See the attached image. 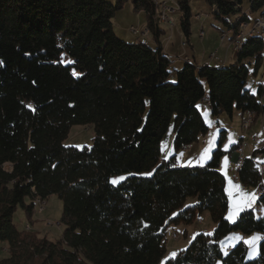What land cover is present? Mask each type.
Returning <instances> with one entry per match:
<instances>
[{"label": "trees", "instance_id": "1", "mask_svg": "<svg viewBox=\"0 0 264 264\" xmlns=\"http://www.w3.org/2000/svg\"><path fill=\"white\" fill-rule=\"evenodd\" d=\"M126 1L0 0V250L7 245L9 253L0 264H161L168 228L193 224L206 211L216 223L213 233H197L164 264L219 258L264 264V215L246 209L234 222L226 218L229 197L218 169L223 150L203 165L181 166L175 154L160 160L172 122L175 152L209 131L202 102L214 117L235 110L264 116L263 100L247 88L251 70L257 75L263 68L264 37L242 38L230 65L188 58L173 70L152 0L131 1L147 13L155 47L116 34L112 18ZM175 2L189 35L190 0ZM205 2L234 36L248 26L243 0ZM250 10L263 17L264 0H250ZM258 92L264 96L262 85ZM78 124L94 128L91 147L64 144ZM119 173L132 174L113 184ZM238 174L258 188L264 173L243 157ZM51 195L64 203L60 239L38 238L14 224L19 205L32 220L37 200ZM190 197L197 201L187 205ZM258 200L264 206V193ZM235 231L263 236L257 258L247 257L244 242L224 255L221 239Z\"/></svg>", "mask_w": 264, "mask_h": 264}, {"label": "rangeland", "instance_id": "2", "mask_svg": "<svg viewBox=\"0 0 264 264\" xmlns=\"http://www.w3.org/2000/svg\"><path fill=\"white\" fill-rule=\"evenodd\" d=\"M108 1L113 4L117 2V0ZM168 5L173 9V12H169L173 24L163 22L166 19L163 21L159 20L160 26L164 30L161 40L164 47L171 52V58L174 60L172 64L173 70L182 69L185 65V59H188L187 56L191 58L192 62L196 61L198 64H204L206 61H210L212 54L216 55V59L225 55L228 58L227 65L236 62L241 39L246 35L250 36L249 33L252 31L254 24H260V21L264 18V16L261 17L262 11L252 12L250 10V0H243V10L248 13L250 18L248 24L249 28L248 26H244L242 31L234 36L222 21L216 19L211 6L207 4L205 0H190L191 32L189 35H186L181 26L183 11L170 1ZM156 7L161 14L162 9L158 6ZM157 15L158 11L156 14L158 18L159 16ZM256 19H259V23L258 21L255 23ZM147 22V13L145 11H135L131 0H127L124 6L117 10L112 18L113 29L120 38L131 43L144 41L149 46L155 47L156 42L147 28ZM135 29L139 31V34L134 33ZM142 32H147V35H143ZM251 33L252 35L258 33L264 37V33ZM172 43L175 44V47L172 46ZM212 62H216V60L211 61V63ZM253 69L251 70L247 82V88L251 89L252 92L257 94L264 102V96L261 97L258 92L260 84L264 87V65L257 75L253 73ZM174 73L175 72H173V75ZM199 108L206 123L209 125V131L201 135L199 141L190 146L191 151L185 152L183 149L175 152L174 122H172L161 141L160 160L169 159L175 154L176 162L181 166L197 165V160H199L195 158L197 150H203L204 155L209 158L208 160H211L214 150L220 147V149L223 150V155L221 156L218 169L225 176V190L229 197V207L226 218L234 222L237 220L240 212L246 209L253 210L257 218L262 217L264 215V206L259 203L258 194L256 193L257 188L252 184L244 183L236 179V177H239V174L238 163L234 155L237 153V159L241 160L243 157H252L255 162L259 164L264 162V152L260 151L264 147V116L248 112L252 113V116L249 122L250 125L245 129L243 122L246 115H242L238 110L234 111L232 117L227 113H222L220 116L214 117L211 114V107L206 102H202ZM256 122L257 124L254 126ZM95 135V130L90 125H74L64 144L78 148H83L84 146L91 147ZM238 143L241 144V148L231 151L232 147ZM5 167L10 169L9 164ZM130 174L132 173L115 174L111 177V182L115 179L118 182L112 183L118 184ZM143 174L151 175L152 172L149 171ZM121 177H124V179H119ZM262 180L264 181V175L262 176ZM243 193L255 194V200L252 206H244L238 215L229 219L230 213L234 211L235 204L242 201ZM196 201V198L190 197L186 204H194ZM39 206L40 204L37 203V212L32 220H27L22 207L19 205L14 214V224L20 229L24 228L27 233L36 235L38 238H47L52 241H57L62 237L65 229V225L62 223L64 210L63 200L58 195H51L44 201L42 210H39ZM199 217L200 218L193 224H179L168 228L166 242L167 251L161 264H164V261L168 258L176 256L181 249L186 248L197 233H213L216 223L210 213L207 211L203 212ZM201 219L202 222H200ZM185 230H187V233L184 235ZM255 236H259L263 239V236L258 232L243 235L242 232L235 231L225 236L221 239V248L224 255L230 251L229 246L234 248L240 244V242H244L248 247L247 257L249 259L257 258L259 256L260 242L262 239L256 242L258 254L254 253L249 244L246 243L247 240ZM8 255V246L3 245L0 250V260ZM214 264H222V259H217Z\"/></svg>", "mask_w": 264, "mask_h": 264}, {"label": "built area", "instance_id": "3", "mask_svg": "<svg viewBox=\"0 0 264 264\" xmlns=\"http://www.w3.org/2000/svg\"><path fill=\"white\" fill-rule=\"evenodd\" d=\"M152 1L154 2V4H155L156 1H163V4L166 5V20L163 21V22H169V23L173 24L172 19H171L169 13L167 12V5H168V3H169V1H170V2H172L174 5L177 6L176 2L173 1V0H152ZM251 32L264 33V18H262V23H261V24H255V25L253 26V29H252ZM251 32H250L249 34H251ZM134 33H135V34H139V31L135 29V30H134ZM142 34H143V35H147V32H142ZM242 37H244V36H242ZM251 116H252V113H247V114H246V117L244 118V122H243V124H244V128H245V129H247L248 126L250 125L249 122H250V120H251ZM237 163H238V166H240V164H241V159H237ZM260 168H261V170H262L263 173H264V163H261V164H260ZM263 175H264V174H263ZM236 179H239V178L236 177ZM239 180H240V179H239ZM259 188H264V181H263V180H262V183L259 185V187H258L257 189H259ZM39 210H42V206H39ZM200 222H202V219L200 220Z\"/></svg>", "mask_w": 264, "mask_h": 264}, {"label": "snow or ice", "instance_id": "4", "mask_svg": "<svg viewBox=\"0 0 264 264\" xmlns=\"http://www.w3.org/2000/svg\"><path fill=\"white\" fill-rule=\"evenodd\" d=\"M119 179H124V177H121ZM112 182L113 183H117L118 181L114 179ZM236 187H238V186H236ZM254 200H255V194L254 193H251V194L250 193H243L242 194V201L241 202H237L235 204L234 211L230 213L229 219H232L233 216L238 215V213L242 210V208L244 206L251 207L253 202H254ZM260 239H262V238L259 237V236H255V237H252V238H250L249 240L246 241V243L249 244V246L252 248L253 252L256 253V254H258V250H257V247H256V242L258 240H260ZM225 254H227V253H225Z\"/></svg>", "mask_w": 264, "mask_h": 264}, {"label": "crops", "instance_id": "5", "mask_svg": "<svg viewBox=\"0 0 264 264\" xmlns=\"http://www.w3.org/2000/svg\"><path fill=\"white\" fill-rule=\"evenodd\" d=\"M248 28H249V25H248ZM250 29H252V28H250ZM172 46L173 47H175V44L174 43H172ZM165 50L171 55V52H169L168 50H167V48H165ZM187 56V55H186ZM216 55H214V54H212L211 55V60L209 61H206V63H204V64H210V65H212V66H217V67H219V66H223V65H227V60H228V58L224 55L223 57H219L218 59H216V57H215ZM189 59H191L189 56H187ZM214 60H216V62H212L211 63V61H214ZM260 85H262V84H260ZM257 124V122L254 124V126ZM253 126V127H254ZM184 151L185 152H188V151H191V147L189 146V147H187V148H185L184 149ZM195 158H198L199 160H197L198 162H197V165H203L209 158L207 157V156H205L204 155V152H203V150H197V152H196V155H195ZM234 158H235V160L237 161V153H235V155H234ZM261 163H264V162H261ZM260 163V164H261ZM175 232V231H174ZM187 233V230H185L184 231V235ZM176 234H178V233H176ZM179 235V234H178ZM242 239H243V237H242Z\"/></svg>", "mask_w": 264, "mask_h": 264}, {"label": "bare ground", "instance_id": "6", "mask_svg": "<svg viewBox=\"0 0 264 264\" xmlns=\"http://www.w3.org/2000/svg\"><path fill=\"white\" fill-rule=\"evenodd\" d=\"M156 6H158L160 9H162L161 14H160V12L158 10V15L157 16H159L161 21H163L164 19H166V5L163 4V1H156ZM167 12L168 13L169 12H173L172 7H170L169 5H167ZM258 23H259V21H258ZM261 23H262V21H260V24ZM249 35L251 36L252 33L249 34ZM256 193L258 194V196L262 195L264 193V188L257 189ZM37 203H39L40 206H42L44 204V201H42L41 199H38Z\"/></svg>", "mask_w": 264, "mask_h": 264}]
</instances>
